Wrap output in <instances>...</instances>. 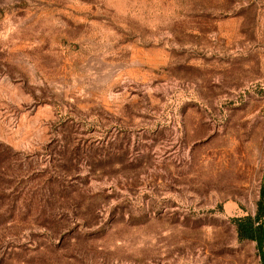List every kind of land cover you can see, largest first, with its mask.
<instances>
[{
	"label": "rangeland",
	"instance_id": "1",
	"mask_svg": "<svg viewBox=\"0 0 264 264\" xmlns=\"http://www.w3.org/2000/svg\"><path fill=\"white\" fill-rule=\"evenodd\" d=\"M264 0H0V264H260Z\"/></svg>",
	"mask_w": 264,
	"mask_h": 264
},
{
	"label": "trees",
	"instance_id": "2",
	"mask_svg": "<svg viewBox=\"0 0 264 264\" xmlns=\"http://www.w3.org/2000/svg\"><path fill=\"white\" fill-rule=\"evenodd\" d=\"M237 238L255 243L260 264H264V184L260 187L253 217L245 216L235 221Z\"/></svg>",
	"mask_w": 264,
	"mask_h": 264
}]
</instances>
